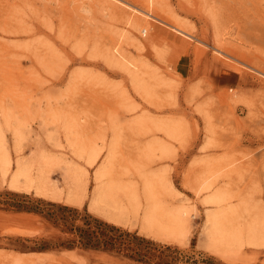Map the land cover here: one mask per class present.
Returning <instances> with one entry per match:
<instances>
[{
	"label": "rangeland",
	"instance_id": "1",
	"mask_svg": "<svg viewBox=\"0 0 264 264\" xmlns=\"http://www.w3.org/2000/svg\"><path fill=\"white\" fill-rule=\"evenodd\" d=\"M26 195L169 264H264V0H0V264H160L24 254L74 238ZM220 212L241 242L215 251Z\"/></svg>",
	"mask_w": 264,
	"mask_h": 264
},
{
	"label": "trees",
	"instance_id": "2",
	"mask_svg": "<svg viewBox=\"0 0 264 264\" xmlns=\"http://www.w3.org/2000/svg\"><path fill=\"white\" fill-rule=\"evenodd\" d=\"M24 203L19 207L27 210L43 214L46 218L59 225L67 232L74 235L75 239L59 244H49L47 242H37L34 250L46 251L58 248H81L85 250H102L109 253H114L120 256L130 258L138 262H148L149 259H158L160 264H169L164 260L163 251L156 249L155 244L144 238L137 236L135 233L123 230L117 226L108 224L92 216L86 215L81 217V213L77 209L59 206L57 204H48V209L33 206L29 202L27 196H24ZM62 211V214L55 211ZM77 220L82 221V224H77ZM170 251L171 248L167 247ZM175 253L180 252L174 250ZM179 260V257L175 258Z\"/></svg>",
	"mask_w": 264,
	"mask_h": 264
},
{
	"label": "bare ground",
	"instance_id": "3",
	"mask_svg": "<svg viewBox=\"0 0 264 264\" xmlns=\"http://www.w3.org/2000/svg\"><path fill=\"white\" fill-rule=\"evenodd\" d=\"M216 198H219V197L213 196V202H217V201H215ZM221 198H220V200H221ZM230 210L233 212V213L231 212V217H233V215L235 214L234 212H236V211L234 210V208L230 209ZM221 216H222V212H220L216 216H212V219H210V221H212V223H213V230H212L211 235L209 236V242L211 244L210 248L212 250H215V251H219L218 247L220 245V242H222V243H225L226 241H227V243H230V242L235 243L237 241L241 242L242 232L237 230L236 228H231V227L227 228L226 226H223V224H221L219 222V220H220L219 217H221ZM153 221H155L159 225H164L162 221L158 222V218H154ZM180 221H181L180 217L174 219V222L177 226H179L181 224ZM249 232L252 233L251 235H253V234L255 235V231L252 228H250ZM168 237L171 240L172 239L177 240V238L172 234H169ZM251 237H253V236H251ZM254 237H256V236H254ZM250 243L254 244L255 242H253V240H252V242H250Z\"/></svg>",
	"mask_w": 264,
	"mask_h": 264
},
{
	"label": "crops",
	"instance_id": "4",
	"mask_svg": "<svg viewBox=\"0 0 264 264\" xmlns=\"http://www.w3.org/2000/svg\"><path fill=\"white\" fill-rule=\"evenodd\" d=\"M27 196V195H26ZM27 197H29V196H27ZM25 200V199H24ZM27 200V199H26ZM54 201V200H53ZM30 202V201H29ZM55 202H60V201H55ZM31 203V202H30ZM38 204H40V202H38ZM58 205V204H57ZM33 206H37V205H33ZM39 206V205H38ZM59 206H61V205H59ZM40 207V206H39ZM63 207H66V206H63ZM73 209H75V208H73ZM78 210V209H77ZM27 211V210H26ZM89 211V210H88ZM28 212H34V211H28ZM37 213H39V212H37ZM40 214V213H39ZM43 215V214H42ZM89 215V214H88ZM44 216V215H43ZM89 216H92L93 218H96V219H99V220H101V221H103V222H106V223H108V224H111V225H114V226H117L116 224H114V223H111V222H108V221H105V220H102V219H100V218H98V217H95V216H93V215H89ZM45 217V216H44ZM46 218V217H45ZM48 219V218H47ZM49 220V219H48ZM49 221H51V220H49ZM53 222V221H52ZM54 224V223H53ZM56 225V224H55ZM57 226H59V225H57ZM60 227V226H59ZM117 227H119V226H117ZM119 228H121V227H119ZM63 229V228H62ZM121 229H123V228H121ZM64 230V229H63ZM123 230H125V229H123ZM64 231H66V230H64ZM126 231H129V232H131V233H133L131 230H126ZM67 232V231H66ZM67 233H69V232H67ZM137 236H139V237H141V238H144V239H146V240H148L147 239V236H140V233L139 232H134ZM72 236L74 237V235L72 234ZM73 239H75V237L73 238ZM73 239H70V240H73ZM27 241H30V240H27ZM44 240H41V241H35L36 243L37 242H43ZM148 241H150V240H148ZM44 242H47V241H44ZM67 242V241H66ZM152 242V241H151ZM47 243H49V244H59L58 242H47ZM60 243H63V242H60ZM154 243V242H153ZM25 248H28V247H26V246H24ZM35 247H36V245H35ZM35 247H33L32 248V251H30V252H28V253H24V254H35V255H48L49 253V251L50 250H55V249H66V250H70V251H73V250H75V249H81V248H73V249H69V248H58V247H55V248H53V249H49V250H46V251H42V252H40V251H37V250H34V248ZM167 248V247H166ZM171 248V247H170ZM81 250H85V249H81ZM88 250H90V249H88ZM88 250H86V251H88ZM178 249H176V251H177ZM90 251H99V252H104V253H109V252H105V251H102V250H90ZM179 251V250H178ZM110 254H114V253H110Z\"/></svg>",
	"mask_w": 264,
	"mask_h": 264
}]
</instances>
